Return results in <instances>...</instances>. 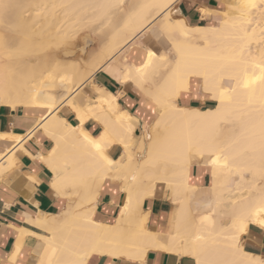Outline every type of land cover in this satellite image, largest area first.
I'll return each mask as SVG.
<instances>
[{
  "label": "bare ground",
  "instance_id": "1",
  "mask_svg": "<svg viewBox=\"0 0 264 264\" xmlns=\"http://www.w3.org/2000/svg\"><path fill=\"white\" fill-rule=\"evenodd\" d=\"M126 1L0 0V107L34 114L28 137L42 130L54 140L52 157L44 161L56 189H70L63 216L27 219L46 235L21 233L44 242L38 264H87L95 253L142 261L152 249L196 264H264L243 243L252 225L264 231V0L222 1L224 9L212 19L202 9L210 22L202 25L174 17L180 0H131L122 11ZM85 20L106 27L107 42L96 58L81 66L66 60L69 49L63 57L48 53L51 46L71 44ZM147 31L156 49L143 47L123 63L113 60L119 47ZM103 70L153 104L157 118L147 134L137 138L138 119L121 111L119 96L106 88L96 84V98L81 102L79 92ZM193 97L211 106L182 104ZM62 106L71 108L79 126L58 115ZM92 120L104 129L97 143L84 131ZM115 143L124 149L117 162L107 155ZM193 165L208 168L210 185L191 182ZM108 178L122 182L126 192L112 226L93 220ZM160 184L173 206L165 242L148 229L144 210Z\"/></svg>",
  "mask_w": 264,
  "mask_h": 264
},
{
  "label": "crops",
  "instance_id": "2",
  "mask_svg": "<svg viewBox=\"0 0 264 264\" xmlns=\"http://www.w3.org/2000/svg\"><path fill=\"white\" fill-rule=\"evenodd\" d=\"M222 1L225 0H180L177 6L178 8L176 7V13L177 16H180L179 18L185 19L190 25L207 24L209 20L207 21L208 18L202 11L204 9L207 11L219 9L222 6ZM151 46L154 49L158 47L155 38L148 32L142 35L135 44H132L131 47H133V50L131 47L128 50L130 51L129 58L131 59L132 55L138 54L139 50H142L143 47ZM92 81L93 84L90 83L84 86L82 94L85 97L96 98L97 92L94 86L96 84L97 86L103 87V89L106 88L105 91H108V93L117 94L119 96L118 104L120 110L127 112L139 121L137 123V138L142 137L146 127L153 125L157 118L155 107L139 91L131 86L123 87L117 79L113 78L104 70L97 72L93 76ZM93 92L95 93L93 94ZM191 99L189 103L182 102V104L192 106L194 103L203 101L197 97ZM3 109L2 112V107H0V135H6L8 138H0V154H3V159H0V169H2L0 171V264H38L44 252L45 244L36 235H23L21 230L25 229L37 234L46 235L43 230H40L33 224L31 225V223L29 224L27 219L34 221L41 214L46 215L48 218L63 216L70 202L68 196L70 189H66L65 186L62 187L65 189L64 191H58L56 189L54 181L55 174L44 161L52 157L51 152L55 147L54 140L45 135L42 130L36 132L32 138L28 137L29 130H32L36 124L34 114L27 112L23 108L12 110L3 107ZM5 109L8 112L6 111L5 113ZM58 115L74 126L80 125L75 117V113L68 106H62L58 111ZM102 129L103 126L93 120L84 124V131L87 138L96 143L103 134L104 129ZM15 135H21L23 139L10 138V136L15 137ZM139 142L135 146V157L139 156L137 149L139 148ZM113 145L107 149V155L114 162H117L123 157L124 149L118 143ZM11 152L15 154L12 155L10 154ZM14 155L15 157H13ZM8 160H10V164ZM3 166L5 167L3 168ZM193 166L191 169V182L200 187L210 185L211 174L208 168L203 165ZM110 175L111 177L113 176L111 173ZM121 183L116 178H108L104 184H101L93 220L110 226L117 222L126 199V192L122 189ZM169 196L170 194L167 193L164 185L160 184L155 190L154 195L147 198L144 202V210L149 212L147 227L153 233L159 234L164 242L167 234L171 232L169 222L173 206ZM19 242L21 245L20 250L14 256L15 259L11 260L12 254H14L17 243ZM243 243L246 249L252 250L251 252L263 254L264 231L252 225L248 233L244 235ZM87 264L196 263L189 256H178L171 252L152 249L148 251L145 260L142 261L119 259L95 253L87 261Z\"/></svg>",
  "mask_w": 264,
  "mask_h": 264
},
{
  "label": "rangeland",
  "instance_id": "3",
  "mask_svg": "<svg viewBox=\"0 0 264 264\" xmlns=\"http://www.w3.org/2000/svg\"><path fill=\"white\" fill-rule=\"evenodd\" d=\"M131 0H127L125 3H124V5L123 6H121L123 9H122V11L124 10V9H126V8H128L129 7V4L131 3L130 2ZM226 1V0H225ZM224 1V2H225ZM180 2V1H179ZM179 2L174 6V8H173V13H175L174 14V17H176V18H179L178 16H177V11H176V7L178 6V4H179ZM221 9H224V5H222L221 6ZM220 8L219 9H216V10H213V11H210V14L211 15H209V19H212L213 17H215V13L217 12V11H220L221 10ZM121 10H120V12H122ZM89 21L88 20H85L83 23L84 24H80V25H78L77 26V28H75L73 31L74 32H72V35H74L73 37H74V39H73V37H72V39H71V44H69L70 42L68 41V43H67V45L66 46H64V47H60V46H62V45H65V44H62V45H59V47H55L54 48V46L52 47L51 46V49H49L48 50V53L49 54H52V55H54V54H57V55H59V57H63L62 55H64V53H65V49H69L67 52H68V54L65 56L66 57V60L68 61V59H69V62H71V63H73L74 65H79V64H81V66H85L86 64H89L90 62H91V60H93L94 58H96L97 57V55H98V53H100V51L102 50V48H104V45H105V43L107 42V36L108 35H106L107 33L104 31V30H106L105 28V26H102L101 24L102 23H100V22H102V21H98V22H90V23H88ZM208 23H210V22H208ZM93 24V25H92ZM83 25V26H82ZM160 25V19H158L155 23H154V25L152 26V28L149 30V31H151L152 29H155V28H157L158 26ZM212 25H214V22H212ZM79 26H81V27H79ZM100 26V27H99ZM101 26L103 27V28H101ZM80 28V29H79ZM102 30V31H101ZM78 31V32H77ZM104 31V33H102ZM148 32V31H147ZM106 33V34H105ZM102 34H104V35H102ZM143 34V33H142ZM142 34L141 35H138V36H136L133 40H131L130 41V43L127 45V46H121V47H119V49L115 52V54H114V58H113V60H115V62L116 63H123L125 60H126V58H127V56L129 55V52L130 51H128V50H130L131 48H132V50H133V47H131L132 46V44H135L140 38H141V36H142ZM105 36V38H103ZM106 39V40H105ZM71 45V46H70ZM69 46V47H68ZM131 47V48H130ZM54 48V49H53ZM58 48V49H57ZM63 48V49H62ZM50 50H52V51H50ZM54 50H56V52H54ZM60 52H59V51ZM72 52H71V51ZM141 50V49H140ZM54 52V53H53ZM60 54H59V53ZM63 52V53H62ZM70 52V53H69ZM47 53V52H46ZM72 61H74V62H72ZM93 77H92V79L91 80H88L87 81V83L85 84V85H87V84H93ZM94 86H96V85H94ZM80 94H79V97L81 98V102L83 103L84 101H86V99H87V97H85L83 94H82V91L81 92H79ZM192 106H194V107H197V108H200V109H206V108H209L210 106H211V104L209 103V101L208 100H204V102L203 103H200V102H198L197 104L196 103H194ZM137 126V125H136ZM152 126V125H151ZM151 126H148V127H146V128H150ZM145 128V130H144V133H143V135L144 134H147V129ZM146 136V135H145ZM142 156H143V152H140L139 151V156H137V159H141L142 158ZM138 160V161H139ZM173 208V207H172ZM171 212H172V209H171ZM248 251H252V250H250V249H247ZM254 253V252H253ZM261 256H263L264 257V253L263 254H260Z\"/></svg>",
  "mask_w": 264,
  "mask_h": 264
}]
</instances>
